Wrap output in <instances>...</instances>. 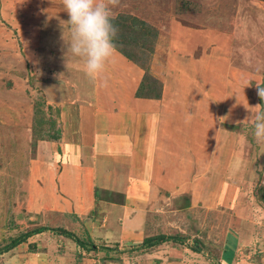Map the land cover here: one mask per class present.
Segmentation results:
<instances>
[{
	"label": "rangeland",
	"instance_id": "1",
	"mask_svg": "<svg viewBox=\"0 0 264 264\" xmlns=\"http://www.w3.org/2000/svg\"><path fill=\"white\" fill-rule=\"evenodd\" d=\"M13 1L0 0V247L10 237L39 225L56 227L53 222L69 210L53 206L57 215L49 217L45 205L52 206L48 203L59 191L58 180L69 174L70 165L77 162L71 160L72 152L62 140L59 143L46 136L53 122L41 124L36 110L46 111L45 104L49 103L55 110L57 101L71 85L68 77L75 76L78 86L86 79L93 80L86 78L82 58L73 57L62 38L71 39L63 0H18L17 8ZM118 13L133 14L158 29L157 48L160 47L154 57H158L162 68L152 65V74L162 77L163 87L168 89L164 103L171 108L162 109L166 117L161 121L168 134L188 139V145L200 135L204 138L202 150L196 146L198 150L193 151L194 161L199 163L186 165L187 157L175 158L181 164L172 179H192L188 183L192 188L207 184L208 190H199L196 196H206V205L198 200L190 207L185 205L189 193L162 188L165 202L160 200L154 209L159 216L153 220L155 231H182L190 242L185 245H193L194 239L199 238L212 240L218 248L223 233L236 219L241 221L252 212L253 221L264 225V143L257 142L253 135L252 115L264 111V107L253 108L259 105L256 87L264 80V0H119L112 7L113 17ZM125 70L121 75L112 73L109 81L101 79V85L109 89L106 95H113L119 102L127 97L121 85L131 79L124 75L130 68ZM174 91L176 94L170 96ZM57 119L54 127L65 131L69 120L61 112ZM205 123L209 124L208 138L200 133ZM72 131H68V144L77 142L71 137ZM176 146L182 149L178 142ZM204 153L205 161L201 156ZM183 164L193 175L177 174ZM116 167L119 170L125 166L119 163ZM227 185L233 187L232 196L229 189L223 188ZM236 193L239 202L233 198ZM233 201L238 203L235 207ZM84 207L80 212L85 214L88 211ZM97 208L100 209L92 216L80 214L84 223L69 221L66 226L76 235L88 234L96 251L82 254L71 239L45 231L1 254L0 264H81L82 257L94 260V264H108L109 257H113L112 264L170 261L168 250L173 241L137 248V244L124 239L121 251L109 250L115 252L114 256L106 253V247L115 249L116 242L103 233L124 228L117 220L123 208ZM103 211L109 220L100 216ZM149 227L146 233L151 236L152 225ZM210 236L213 239L207 238Z\"/></svg>",
	"mask_w": 264,
	"mask_h": 264
},
{
	"label": "crops",
	"instance_id": "2",
	"mask_svg": "<svg viewBox=\"0 0 264 264\" xmlns=\"http://www.w3.org/2000/svg\"><path fill=\"white\" fill-rule=\"evenodd\" d=\"M16 2L18 0L13 1L14 5L17 4ZM15 7L17 8V5ZM159 63L158 60L153 65L161 67ZM128 67L130 70L126 71ZM124 69H126L124 75L126 77L131 76V79L127 82L122 81L125 83L121 87L126 91L127 97L124 98V101L119 102L117 98H113V95H106L109 89L105 85H101V79L109 81L108 77L112 73L121 75ZM142 71L141 68L115 50L98 78L88 80L86 78L92 77L87 76L86 80L78 86V82L76 84L77 79L76 81L73 80L75 76L68 77L71 81V87L69 86L65 90L64 94L66 95L57 101L58 108H55L64 114L66 121L69 120L65 131H61L60 139L66 145V149L71 150V160L77 162V165H70L69 174L66 173L58 180L59 191L53 193L55 196L49 203L45 202L52 205L51 207L45 205L48 215L49 217L52 214L57 215L55 210L53 211V206L69 208L66 212L64 211L63 215L61 214L62 218L53 222L54 226L67 229L66 226L69 221L85 222L84 219H81L80 216L82 215L80 214L90 213L92 216L96 210L100 209L97 207L120 205L123 208L122 216H119L117 220H119L120 226H124V228L103 233V236L115 239L114 242L116 243L113 246L118 251L122 250L121 243L124 239L127 242L135 243L149 236L146 232L150 225H152V235L165 232L155 231L153 228L155 225L153 220L159 217L154 209L160 205L158 204L160 200L163 199L165 202L161 194L162 188L172 189L171 191L178 190V192L184 190L187 192L186 194L189 193L190 196L188 195V202L185 205L190 207L198 204V200H201L203 205L207 203L206 196L203 199L196 198L197 191L208 190L207 184L202 186L201 180H199L201 185L193 188L191 184H188L192 179H187L184 182V178L179 180L180 176H178L177 180L173 181L176 175L175 168L180 163H177L175 158L187 157L185 159L186 165L196 166L199 162L194 161L196 156H194L193 151L198 150L195 148L196 146L199 147L198 151L202 150L200 146L202 147L204 138L200 135L196 141L194 140V143L188 145V139L184 137L178 139L168 134L167 127L161 122L162 118L166 117L162 113V109L171 108L170 105L164 103L168 89L166 86V88L162 87L160 98L135 96ZM154 76L159 79L162 78L158 74H154ZM182 88L184 92L185 87ZM79 90L81 91L79 92ZM45 92L51 95L47 88H45ZM176 92L174 91L170 96L175 95ZM76 125L79 126L78 129L74 127ZM208 127L209 124L205 123L201 128L203 132L200 130V133L206 137ZM69 129L73 130L71 137L77 141L76 144L73 142L68 144L67 142L70 139ZM66 133L68 134L66 135ZM176 142L182 149H177ZM61 145L63 146V144ZM202 155H204L203 161H205L207 154ZM228 155L233 156L231 153ZM188 158L192 159L190 163L187 161ZM193 161L194 163H192ZM119 163L125 167L118 170L116 165ZM186 165L183 164L178 168V175L183 174L181 172H184L186 176L193 175V172L188 174L185 169ZM223 188L229 189L230 192L228 193L232 196V186L227 185ZM98 190L100 194H98ZM119 190H123V192H119ZM181 194L179 193V196ZM113 195H115L114 197L117 196V199ZM238 196L239 193H236L233 198L239 202L240 197ZM237 204H234L233 201L232 207ZM83 205L86 206L84 207L85 211H88L85 214L80 212ZM72 208L74 209L72 210ZM150 209L153 211L151 212ZM103 212L104 215L102 216L101 213L100 216L109 220L108 213ZM59 213L60 210L58 215ZM237 217L240 218V215L237 214ZM91 220L93 222V219ZM150 221L151 224H149ZM233 222L234 224L229 225L230 228L223 233V239H221L218 248L212 240L210 242H208L209 240L203 241L208 249L202 248L199 252L193 251L192 245H185L186 242H189L188 238L181 244L172 242L173 244L168 250L171 259L167 264H264V225H258L253 221L252 212L249 213L248 217H243L241 221L236 219ZM209 235H211L210 232ZM213 235H216V232ZM212 236L207 238H212ZM162 244L168 245V241L158 244V246ZM213 247L218 250L219 254ZM79 248L81 247L79 246ZM112 251H109L112 253L111 255L115 253ZM80 252L84 254L85 250L81 248ZM107 259H109L108 264H112L113 257ZM80 261L81 264H94L92 263L94 260H89L88 257H82Z\"/></svg>",
	"mask_w": 264,
	"mask_h": 264
},
{
	"label": "trees",
	"instance_id": "3",
	"mask_svg": "<svg viewBox=\"0 0 264 264\" xmlns=\"http://www.w3.org/2000/svg\"><path fill=\"white\" fill-rule=\"evenodd\" d=\"M113 23L119 30L118 36L114 40L116 51H118L136 66L140 67L144 72L139 86L135 92V96L141 98H160L163 83L159 78L152 74V65L154 62L158 61V57L154 56L155 53H158L157 49L160 47L158 46L157 48L158 29L147 24L146 21L139 19L138 16L128 13H118L116 16H114ZM258 85L264 87V80H262V82ZM258 102L262 109L264 107V100H261L258 97ZM45 105L47 110L41 111L37 108L36 115L38 114L41 124L53 122V127H49L50 130L48 133H46V136L52 141L60 142L61 130L57 127H54L58 120L57 118L59 115V110H52L53 108L50 104ZM45 116L49 117V119H47ZM39 132H42L40 128ZM262 190L264 191V188ZM261 198L264 200V193ZM45 231L63 235L64 237L71 239L76 243V245L80 246L87 252L91 250L96 251L95 245L92 243V240L88 235L85 237H80L62 227H48L45 225H39L38 227H35L31 230L20 232L18 235L10 237L9 241L0 247V255L26 242L27 239L33 234H38ZM184 236L185 235L179 232L174 234H165L159 232L158 234L144 237L142 241L135 243H137L138 248H150L167 241L179 242L181 244L184 242V240H186ZM205 245L206 244H204L203 241L194 239L191 249L195 252H199L202 250V248H207ZM104 248L105 247H101V249ZM109 250L115 251L118 249H109L106 247V253H108Z\"/></svg>",
	"mask_w": 264,
	"mask_h": 264
},
{
	"label": "clouds",
	"instance_id": "4",
	"mask_svg": "<svg viewBox=\"0 0 264 264\" xmlns=\"http://www.w3.org/2000/svg\"><path fill=\"white\" fill-rule=\"evenodd\" d=\"M118 3L119 0H63L69 17L67 22L71 26V39L62 38L68 52L83 59V68L89 77L98 78L116 50L114 40L119 30L113 23L112 7ZM257 95L264 100V87L257 85ZM252 115L253 135L257 142L264 143V111Z\"/></svg>",
	"mask_w": 264,
	"mask_h": 264
}]
</instances>
